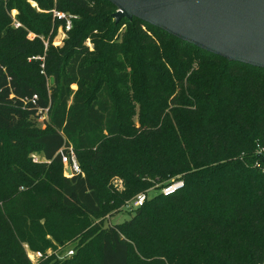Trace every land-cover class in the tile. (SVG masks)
<instances>
[{
	"label": "trees",
	"instance_id": "16d2710c",
	"mask_svg": "<svg viewBox=\"0 0 264 264\" xmlns=\"http://www.w3.org/2000/svg\"><path fill=\"white\" fill-rule=\"evenodd\" d=\"M33 1L0 0V145L19 152L0 154V264H32L24 245L46 254L36 264H264V69L135 17L114 23L107 0ZM52 10L76 16L58 46ZM112 175L123 188L101 199ZM177 176L170 195L163 183L131 218L105 221L107 206ZM59 246L74 254L46 253Z\"/></svg>",
	"mask_w": 264,
	"mask_h": 264
},
{
	"label": "water",
	"instance_id": "95a60500",
	"mask_svg": "<svg viewBox=\"0 0 264 264\" xmlns=\"http://www.w3.org/2000/svg\"><path fill=\"white\" fill-rule=\"evenodd\" d=\"M107 1L116 8L115 23L135 17L228 61L264 69V0Z\"/></svg>",
	"mask_w": 264,
	"mask_h": 264
},
{
	"label": "rangeland",
	"instance_id": "374dc122",
	"mask_svg": "<svg viewBox=\"0 0 264 264\" xmlns=\"http://www.w3.org/2000/svg\"><path fill=\"white\" fill-rule=\"evenodd\" d=\"M30 1L31 5L33 7H36L37 8V4L35 1L33 0H28ZM38 10V8H37ZM53 12V10H52ZM17 11L16 10H12L11 11V15L13 17H15ZM114 20V18H113ZM15 23V22H14ZM115 23V21H114ZM126 22L122 23V25H120V27L118 28V33H116L114 35V39H117L118 40H121L122 38V35L123 33L125 32L126 30ZM148 33H150V35H154V37L156 38L157 36L152 33L151 31L147 30ZM66 33H63L62 32V29H60V27H58V29L56 30V33L54 34L53 38H52V43L55 45V46H58V45H61L62 44V41L65 37ZM30 36H32V34H30ZM85 43L88 45L89 47V50H93V44L92 42L90 41V39H86ZM121 58H123L122 55H120ZM127 69V70H126ZM124 68V72L125 71H128L129 72V68ZM128 83H130V81L127 79ZM75 88V87H74ZM133 103V104H132ZM131 104L133 105V114L130 116V118H128L129 120H131L132 122H135L137 123V120H138V113H139V108H138V103L136 102H132ZM43 117L41 118H38L36 120V126L37 127H44V123H43ZM20 136H19V139L16 138V141L18 142V140H20ZM1 142V141H0ZM258 145H261V144H257L256 147H255V150L258 148ZM17 153H19L17 151V145H13L11 147L7 146L6 143L2 142L1 145H0V154H7L8 156H11V157H15L16 159L19 158V156L17 155ZM31 155H35L38 157V161L41 160V155L40 153H37V152H33ZM31 160H32V156H31ZM80 160H81V155H80ZM83 160V159H82ZM33 161V160H32ZM66 166L64 163H62V170H63V174L65 173V170H66ZM67 174L70 175L71 173L69 171H67ZM65 175V174H64ZM177 179H181L180 176H177V177H174L172 178V180L170 181H175ZM168 181H163V182H159V183H154L152 186L148 187L145 191H147V194H148V197H151L152 195H154L155 193H157V187H159V185L163 184V183H167ZM96 188L101 196V199H104V196L106 195L107 192H116V191H120L122 190L123 188V179L119 176V175H112L105 187H103V185H96ZM106 201V200H105ZM107 209H111L109 211V213L105 216V221L108 222V223H117V222H123L129 218H131L133 215H134V212L133 211H130V210H126L123 205L122 206H114V207H109L107 206ZM99 218L95 219L94 218V221H98ZM28 246V245H27ZM29 248V247H28ZM30 250H32L31 248H29ZM51 248H48L46 251H50ZM56 251H58L61 255L64 253L65 251V247L63 246H60V248H57Z\"/></svg>",
	"mask_w": 264,
	"mask_h": 264
},
{
	"label": "built area",
	"instance_id": "2783aa9c",
	"mask_svg": "<svg viewBox=\"0 0 264 264\" xmlns=\"http://www.w3.org/2000/svg\"><path fill=\"white\" fill-rule=\"evenodd\" d=\"M53 15L55 17H57L58 19H64L65 20L64 26L60 28V29H62L63 33H66L71 28V19L76 17L75 15L65 14L64 12H60V11H56V10H53ZM14 24H15V26L19 25V23L17 21H15ZM36 99H37V95H33V97L30 98V102L35 103ZM46 111H47V108H45L43 110L44 113H46ZM43 118H44V116H43ZM254 153L257 156V158H259L261 160V157L264 155V145H258V148L254 151ZM60 154H61L62 163H64L66 168H67L65 170V173H64L65 176L70 177L74 173H80L81 172V168L78 164V161L76 159L74 151L71 148H68V153H64L62 150H60ZM31 156H32L33 161H38L37 156H35V155H31ZM257 162L260 166H262L264 168V162H262V161H257ZM67 171H69L71 174L68 175ZM182 185H183V181L181 179H177L175 181H172L170 183H166L165 185L161 186L159 189V192L161 194H163L164 196H167V195H170L171 193H173L178 188H180ZM147 198H149L147 191L137 193L131 199L125 201L123 204V207L126 210H133V209L141 206L142 203ZM24 247H25L26 255L32 264H36L39 259L46 256V254H44V252H42L40 250H30L27 245H24ZM58 248H60V246ZM46 253L47 254L54 253L58 259H63L65 257H69V256L73 255L74 249L72 247L65 248V251L62 255L58 251L52 252L51 249H50V251H46Z\"/></svg>",
	"mask_w": 264,
	"mask_h": 264
}]
</instances>
